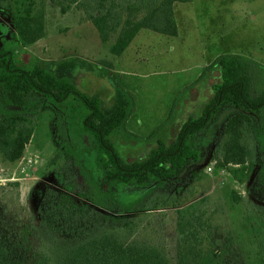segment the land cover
I'll return each mask as SVG.
<instances>
[{
	"label": "trees",
	"instance_id": "obj_1",
	"mask_svg": "<svg viewBox=\"0 0 264 264\" xmlns=\"http://www.w3.org/2000/svg\"><path fill=\"white\" fill-rule=\"evenodd\" d=\"M42 1L0 0V15L18 29L37 24L43 18L37 4ZM50 1L62 12L76 2L103 42L116 34L110 52L120 55L141 29L177 36L175 5L191 0ZM10 43L4 38L0 44V155L8 161L20 158L35 129L33 117H41L49 107L56 113V156L76 168L81 182L67 183L55 172L59 188L46 185L35 218L22 217L18 195L4 190L0 264H169L159 251L127 242V235L143 223L135 213L173 205L170 199L163 201V195L149 197L155 189L179 181L185 173L201 178L194 167L203 159L206 143L211 144L215 167L230 168L238 181L256 168L245 142L247 133L253 140L251 159L264 161V142L262 147L258 140L259 131H264V79L258 78L262 67L245 54H219L209 63L219 72L211 95L201 113L183 120L175 135L170 132L179 122L174 117L176 101L174 113L170 109L166 120L142 138L126 127L133 109L129 94L123 92L125 104L106 112L99 95L78 91L74 82L45 63L31 69L20 66ZM62 103L68 104L67 113ZM227 108L231 110L216 125ZM220 132L225 140L212 151ZM127 142L153 146L144 157H131L123 152ZM84 219L91 222L89 230L77 224ZM200 219L195 204L177 209L175 227L183 238L178 240L175 264H225L223 248L204 245L205 223Z\"/></svg>",
	"mask_w": 264,
	"mask_h": 264
},
{
	"label": "rangeland",
	"instance_id": "obj_2",
	"mask_svg": "<svg viewBox=\"0 0 264 264\" xmlns=\"http://www.w3.org/2000/svg\"><path fill=\"white\" fill-rule=\"evenodd\" d=\"M37 4L43 8V18L21 29L0 15L8 27L9 33L3 36L11 41L15 61L25 69L45 63L56 75L74 82L78 91L99 95L106 112L125 104V95L129 94L133 109L126 127L142 138L166 120L175 101L174 117L179 122L171 129V136L183 120L201 113L211 95L210 86L219 75L208 65L219 54L253 58L262 67L259 80L264 79V0L177 3L175 8L181 6L185 12L178 22L180 32L183 30L181 37L141 29L120 55L110 52L116 34L103 42L76 2L64 12L57 2L43 0ZM60 106L67 113L68 104ZM230 110L220 113L216 125ZM55 118L51 108L43 109L41 117H33L35 129L22 156L8 161L0 155V197L4 190L17 194L24 218H35L46 185L59 188L55 172H61L67 183L81 182L76 168L64 157L56 156ZM258 135L263 147L264 131ZM249 136L252 134H246L245 142L256 167L249 175L238 181L230 168H216L210 157L211 144L206 143L203 159L194 167L201 178L185 173L179 181L155 189L149 197L163 195V201L170 199L173 205L135 213L143 223L133 235H127V242L157 250L169 264H175L178 240L183 238L175 227L177 209L192 203L205 223L201 232L204 245L223 248L221 260L225 264H264V161L251 159L253 140ZM225 137L221 132L217 134L212 151ZM138 143L127 142L123 152L141 158L153 146ZM12 182L18 185H10ZM237 195L240 198L235 200ZM90 223L84 219L77 224L89 230Z\"/></svg>",
	"mask_w": 264,
	"mask_h": 264
},
{
	"label": "crops",
	"instance_id": "obj_3",
	"mask_svg": "<svg viewBox=\"0 0 264 264\" xmlns=\"http://www.w3.org/2000/svg\"><path fill=\"white\" fill-rule=\"evenodd\" d=\"M189 2H191V1H189ZM183 3H186V2H183ZM175 13H176V19H177V23H178V22H179V19L182 18V17L184 16V14H185V12H184V8L181 7V6L176 7V8H175ZM182 33H183V30H181V32H180V27H179V24H178V34H177V36H175V37H173V38L181 37ZM182 38H183V37H182ZM263 46H264V45H263ZM259 47H261V46L259 45ZM263 50H264V48H263ZM222 54H228V53H222ZM229 54H236V53H229ZM252 59H253V58H252Z\"/></svg>",
	"mask_w": 264,
	"mask_h": 264
},
{
	"label": "water",
	"instance_id": "obj_4",
	"mask_svg": "<svg viewBox=\"0 0 264 264\" xmlns=\"http://www.w3.org/2000/svg\"><path fill=\"white\" fill-rule=\"evenodd\" d=\"M8 34V27L4 21L0 20V36Z\"/></svg>",
	"mask_w": 264,
	"mask_h": 264
},
{
	"label": "flooded vegetation",
	"instance_id": "obj_5",
	"mask_svg": "<svg viewBox=\"0 0 264 264\" xmlns=\"http://www.w3.org/2000/svg\"><path fill=\"white\" fill-rule=\"evenodd\" d=\"M8 33H9V31H8ZM4 37H5V36H0V39H1V38H4Z\"/></svg>",
	"mask_w": 264,
	"mask_h": 264
}]
</instances>
